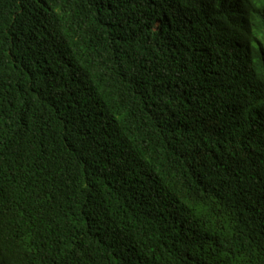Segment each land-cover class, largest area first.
Listing matches in <instances>:
<instances>
[{
	"label": "trees",
	"instance_id": "obj_1",
	"mask_svg": "<svg viewBox=\"0 0 264 264\" xmlns=\"http://www.w3.org/2000/svg\"><path fill=\"white\" fill-rule=\"evenodd\" d=\"M0 264H264V0H0Z\"/></svg>",
	"mask_w": 264,
	"mask_h": 264
}]
</instances>
